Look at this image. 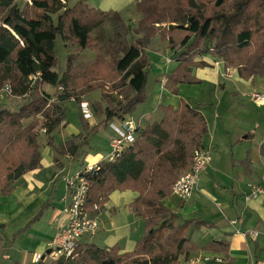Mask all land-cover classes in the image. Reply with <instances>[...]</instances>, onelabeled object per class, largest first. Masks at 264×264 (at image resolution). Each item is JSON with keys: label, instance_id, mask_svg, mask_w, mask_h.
I'll return each mask as SVG.
<instances>
[{"label": "trees", "instance_id": "obj_1", "mask_svg": "<svg viewBox=\"0 0 264 264\" xmlns=\"http://www.w3.org/2000/svg\"><path fill=\"white\" fill-rule=\"evenodd\" d=\"M86 1L29 0V5L19 9L14 0H0V89L8 86L12 96L22 100L16 107L0 106L1 196L12 194L16 181L40 167L37 127L45 130L47 145L55 148L52 135L66 125L63 104L71 98L70 88L99 92L103 99L102 81H90L92 74L78 76L82 67L74 66L71 56L66 58L64 72L59 73L58 42L81 51H97L102 39L92 38V32L108 21L111 33L106 48L114 60L112 75L118 77L120 87L133 93L112 108L102 107L99 101L95 115L100 120L91 128L79 117L82 132L57 147V152L71 159L80 155L102 125L130 114L145 101L149 70L145 49L156 34L166 41L178 62L175 70L161 79L172 95L178 94L182 84H201L191 71L207 66L196 61L205 55L221 60L225 70H236L243 81L264 79V0H141L136 4L140 20L135 32L142 37L132 41H128L130 29L117 13L92 8ZM49 88L63 91L51 97L44 94ZM159 110L163 115L160 121L143 126L118 159L101 163L99 170L87 177L88 208L100 196L106 203L115 191L137 194L130 208L145 225L134 249L120 253L117 245H79L75 256L48 264H179L180 256L196 249L187 237L189 229L212 227L202 220H179L163 205L171 196L172 184L191 166L194 150L203 148L206 120L181 99L176 107L159 106ZM39 117L42 121L37 120ZM4 228L0 224V241ZM14 238L15 234L4 249ZM228 250V243L223 241L205 247L206 252L226 256Z\"/></svg>", "mask_w": 264, "mask_h": 264}, {"label": "crops", "instance_id": "obj_2", "mask_svg": "<svg viewBox=\"0 0 264 264\" xmlns=\"http://www.w3.org/2000/svg\"><path fill=\"white\" fill-rule=\"evenodd\" d=\"M139 1L141 0H102L100 6L101 11H116L121 14L127 12L126 14H128L130 7L134 5L136 9V4ZM14 2L19 9H23L30 4L29 0H14ZM124 17L126 15L122 16L123 19ZM136 17L137 20H135L138 23L140 17L137 14ZM125 24L128 28L130 27V24L126 22ZM129 29L131 30V28ZM155 52L153 55L157 59L156 70H163L159 77V82L156 80V85L158 86V89L156 86V92L162 94V100H165L164 105L159 106L176 107V104L181 99L192 108L198 110L205 118L208 127V132L202 142L203 148L209 150L211 157L215 153L218 154L219 152L220 154L219 149L223 145L222 138L226 133L225 123L228 120L227 118H229L225 112L233 113L234 109H237V112L243 113L246 110L248 111L251 105H254L256 109L264 108V106H256L251 99L253 93L264 95V79L258 77L243 81L238 77L236 70L233 69H228L226 74L223 62L218 59L215 60L211 55L196 59V61H204L207 64L206 67L192 68L191 75L199 79L201 84H182L178 87V94L172 95L163 87L161 79L165 74L172 73L178 66V62L175 58H172L173 53L170 51V57L168 53V55H165L159 52L155 54ZM159 60L161 63H159ZM213 60L216 61L215 64ZM158 72L160 73V71ZM3 89H0V99H2V95H5L7 96V101L1 103L0 106L16 107L21 102L18 101L21 98H12ZM159 106L157 111L160 114L156 117L157 119H152L151 115L143 116L138 118L142 124L143 121L149 124L161 120L163 115H161L162 112L159 110ZM157 111L155 113L158 114ZM67 125L66 123L64 129H67ZM79 133L77 131L71 135L66 134L61 145L67 142L71 136ZM251 140L250 133L244 135L243 131L234 129L229 145L236 152L235 155H231L230 171L226 173L227 175L221 171L220 157H217V161L214 164H212L213 160L211 158L206 174L202 175L200 183L194 189L190 199L179 201L177 198L170 196L163 201V205L177 215L179 220H202L212 225V227L189 229L187 237L196 249L190 252L188 256H180L179 264H185L189 258L199 256L220 259V262L209 261L205 264H248L246 253H251L253 263L255 260H264V258L259 259L256 255L260 249L259 244L264 243V200L258 198L246 201L245 199L249 194L248 184L260 185L264 183V138L256 144V147L250 148L245 143ZM55 146L57 147V145ZM105 156L100 154L91 156L87 153L81 159L84 162L80 163L78 171L83 166L98 163ZM87 159L91 161L85 163ZM42 164L43 162L41 166ZM45 170L50 172V177L56 173L52 163L49 161L48 163L45 162L43 168L33 171L30 175H24L14 183L12 194L2 197L1 201L7 202L0 201V224L5 226V230L8 227V222L10 224V221L20 218L22 224L20 222L19 226L17 224L18 230H21L28 222H31L28 229L33 232V237L28 240V244L31 243V245H26L28 247L27 250L19 258L16 257L18 253L14 255L11 252L12 246L4 249L7 241L5 242L4 239L0 241V264H18L14 257L19 259L20 264L28 262L29 264H36L33 262V258L36 255H41V264L51 262V259L48 262L49 257L45 256L48 251L46 247L53 239L58 224L63 221L61 198L65 193L64 178L69 173L64 178L59 177V181L56 183L59 191H62L61 197L54 194L48 196L41 193L46 188L40 178ZM63 170L57 171L56 177L61 175ZM54 182L52 183L54 184ZM136 198L137 194L131 191H115L111 193L107 197L102 210L99 231L92 238L81 242L80 245L92 244L99 248H110L117 245L120 253L132 251L140 240L145 225L144 221L140 217L135 216L130 208L131 203ZM5 208L8 210H4ZM44 214L49 215L47 226L41 233V237L36 236L40 230L37 231L33 227L41 222ZM9 218H11L10 221L8 220ZM234 220L237 223L232 225L231 221ZM237 231L257 232L258 237L255 239L244 238L237 234ZM220 241L229 245L227 256L205 251V247L210 243Z\"/></svg>", "mask_w": 264, "mask_h": 264}, {"label": "rangeland", "instance_id": "obj_3", "mask_svg": "<svg viewBox=\"0 0 264 264\" xmlns=\"http://www.w3.org/2000/svg\"><path fill=\"white\" fill-rule=\"evenodd\" d=\"M101 2L102 0H87L86 1V3L90 7L100 9V10H101V6H100ZM103 12H106V11H103ZM108 12H112V11H108ZM112 13H117L121 18L123 15H126V17H124V19L122 18V20L123 21L125 20L124 22H126L127 24H130L129 28H131V30L129 31V34H128V41H132L133 39L142 37V33L137 34L135 32L136 28L138 27V23L136 21L137 20L136 14L139 17L140 15L137 13L134 5L130 7L128 14H126L127 12L125 14H121L116 11ZM110 33H111V28H110L108 21L100 29L92 32V35H91L92 38L101 37L102 39V46L97 51H93V50L81 51L76 46H72V45L63 46L60 42H58L57 55L60 60L59 73L62 74L64 72L66 58L67 56H71L73 65L76 67H82V69H80L78 73V76H80L81 74L90 76V74H92L89 77L90 81H92L93 78L94 79L99 78L97 80L102 81L103 87L101 90H102L103 99L102 100L100 99L99 92L82 93L81 88H79L78 90L76 88H70L68 92H70L73 96L71 95V98L69 99V101L63 104L66 109L65 122L68 124L67 125L68 127L67 129L66 128L64 129V126H61L55 131V133H53L52 140H53L54 146L57 145V147H59L61 143H63L66 134L71 135L73 133H76L77 131L82 132L83 128L80 122L81 120L79 118L81 114L78 109V105L80 102H85L89 106V109L91 112V119L87 120V122H89V127L91 128L95 124H97L100 120V117L98 115H95V111H96L95 108L97 107L99 101H102V104H101L102 107L109 106L112 108L119 102L124 103L126 96L131 97L133 95V93L131 91L129 92L127 88L120 87V82L118 81V77H114L112 75L114 60H113V57H111V55L108 53L107 48H106V44L109 39ZM154 51L159 52L160 54L161 53L165 55L169 54V57L171 56L169 50L167 49L166 41H163L159 37V34H156L150 40L149 44L146 46V49H145V55L147 56L148 62H149L148 81H147V85L145 88V101L136 105L135 109L130 114H127V115L133 116L136 119L141 118L143 116H147V115H151L152 119L154 120L157 119L156 117L159 116L160 114L159 111H157V108L159 105H164L165 103V100H162L163 98L162 94L156 92V86H157L156 80L159 82V77L162 74L163 70L162 71L161 69L156 70L157 59L155 55H153ZM213 58L217 60L215 57ZM215 60H213L214 64L216 62ZM96 62H97V66H95ZM159 63H161L160 60H159ZM158 71H160V73ZM227 72L228 71L225 70L226 74ZM103 75H105V77H103ZM75 84H77V82H75ZM113 86L114 87L116 86L118 89L113 90L112 89ZM157 89H158V86H157ZM59 93H60L59 90L51 89V88H49L48 90H45L44 92V94H47L51 97H55ZM104 94L106 97L104 96ZM10 97L14 98L13 96H10ZM6 101H7V96L2 95V99H0V104L5 103ZM18 101L22 102V100L20 99ZM212 109L214 110V108ZM234 110L235 111L233 113L225 112L226 114H228L227 116H229V118H227L228 120L225 123L226 133L224 137L222 138L223 145L219 149L220 154L218 152L219 155L215 153L213 154V157H211L213 160L212 164H214L217 161V157H220V163H221L220 168H221V171L225 173V175H227L226 173L230 171L231 155H235V152H236V150L235 149L232 150L231 146L229 145L230 140L232 138V131L234 129L243 131L244 135H246V133H250L252 140L245 143V145L250 148L256 147V144L259 143V141H261L264 138V108L256 109L254 105H251L248 111L245 109L246 111H244L243 113L237 112V109H234ZM155 111H157L158 114L155 113ZM37 120L42 121V118L39 117L37 118ZM145 125H146V121H143V126ZM109 128H110V123L104 126L102 125L97 133L92 134L89 138L88 146L83 148L80 155L77 158H75L73 161V159H71L68 155L65 156L64 154H61L59 151L57 152L58 148L56 146L55 148L49 147L47 145L48 139L46 138L45 133L41 132L42 129L37 127L36 134H37V139H38L37 141L39 144V150L41 153V163L43 162L42 166L44 167V163L45 162L48 163L49 161L52 163V167L54 171H56V173L52 177L49 176L50 172L46 170L44 171V173L41 174L40 176L41 181L46 185V188L43 191H41V193L47 194L48 196L54 194V195H57L58 197H61L62 191H59V189L57 188L58 186L56 184L59 181L58 179L59 177L64 178L68 173L70 175V173L77 172L80 163L84 162L81 159H83L85 155H87V153L91 156L95 154H100L101 156H105L108 153L109 139L112 135V131ZM83 135H86V133H84ZM88 161H91V160L87 159L85 163H88ZM42 166L40 165L38 169L43 168ZM208 167L209 165L207 166V168ZM207 168H205L202 175L206 174ZM62 170H63V173L59 175L58 177H56L58 173L57 171H62ZM32 172H29L26 175H30ZM53 181H55L54 184L52 183ZM61 183L63 185L62 180H61ZM2 197L4 196L0 197V201L2 200ZM1 202L5 203L7 201H1ZM4 210L7 211L8 209L5 208ZM48 214L47 215L44 214L43 218L41 219V222L34 225L33 229H36L37 231L40 230L39 233L36 234V236H40L41 233L44 231V228L47 226V220L49 216ZM8 220L10 221L11 218H9ZM19 222L20 223L22 222L20 218L18 220L16 219V220L10 221V224L8 222V227L6 228V230L5 229L2 230L5 242L10 240L12 235L15 234L14 241L12 243H9V247L12 246L11 252L14 255L18 253L16 255V257L18 258L21 257L23 253L27 250L28 247L26 245L28 244V240L29 238L33 237V232L30 231L28 228L24 227L25 229L22 228V231L18 230L19 228L18 226L20 225ZM247 232H252V231H247ZM28 245L30 246L31 243H29ZM259 247L260 249L258 250L256 255L259 257V259H263L264 258V243H260ZM19 250H22V251L19 252ZM246 255H247V263L252 264L253 258L251 256V253L250 254L246 253ZM16 257H14V260L17 261L18 264H20L19 259ZM49 260L50 259L48 258V262ZM26 264H29V262Z\"/></svg>", "mask_w": 264, "mask_h": 264}, {"label": "built area", "instance_id": "obj_4", "mask_svg": "<svg viewBox=\"0 0 264 264\" xmlns=\"http://www.w3.org/2000/svg\"><path fill=\"white\" fill-rule=\"evenodd\" d=\"M38 74L32 78V83L38 79ZM6 94L12 96L11 88L6 86L3 89ZM60 92L62 88H58ZM252 101L256 106H264V95L253 93ZM72 100V99H71ZM73 101V100H72ZM81 116L85 120L91 119L89 106L85 102H80L78 105ZM143 127L140 119H136L131 115H124L115 118L110 123L112 135L109 139L108 153L98 163L93 165L83 166L79 171L72 173L64 178L65 193L61 198L63 204V221L58 224L56 233L53 239L47 244L49 257L51 261H55L61 257L71 258L75 256L78 246L81 242L95 236L100 228L101 214L105 205L103 196L98 197L95 203L90 208L87 207V195L89 191L88 175L99 170L101 163H112L118 159L125 148L132 144L139 130ZM43 133L45 130L42 129ZM211 162L209 150L199 148L194 150L192 164L171 186V195L179 201H187L190 199L193 191L200 183L201 176L205 168ZM249 194L245 198L246 201L261 198L264 200V183L248 184ZM237 221H231V224H236ZM244 238L255 239L258 237L257 232H240ZM41 260V255H36L33 258L34 263ZM209 261L220 262V259L207 256H199L189 258L185 264H205ZM253 264H264V260L256 261Z\"/></svg>", "mask_w": 264, "mask_h": 264}, {"label": "water", "instance_id": "obj_5", "mask_svg": "<svg viewBox=\"0 0 264 264\" xmlns=\"http://www.w3.org/2000/svg\"><path fill=\"white\" fill-rule=\"evenodd\" d=\"M49 253H50V251H47V252H46V254H49Z\"/></svg>", "mask_w": 264, "mask_h": 264}, {"label": "bare ground", "instance_id": "obj_6", "mask_svg": "<svg viewBox=\"0 0 264 264\" xmlns=\"http://www.w3.org/2000/svg\"><path fill=\"white\" fill-rule=\"evenodd\" d=\"M110 129V128H109ZM47 248V247H46Z\"/></svg>", "mask_w": 264, "mask_h": 264}]
</instances>
